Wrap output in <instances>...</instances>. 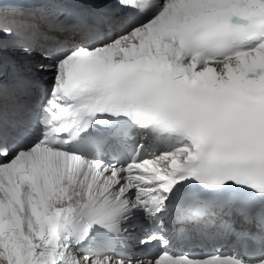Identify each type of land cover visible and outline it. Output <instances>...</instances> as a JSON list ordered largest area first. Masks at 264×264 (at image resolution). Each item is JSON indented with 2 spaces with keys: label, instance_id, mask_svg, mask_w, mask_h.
I'll return each mask as SVG.
<instances>
[{
  "label": "snow or ice",
  "instance_id": "6c2138e0",
  "mask_svg": "<svg viewBox=\"0 0 264 264\" xmlns=\"http://www.w3.org/2000/svg\"><path fill=\"white\" fill-rule=\"evenodd\" d=\"M0 264H264V0H0Z\"/></svg>",
  "mask_w": 264,
  "mask_h": 264
}]
</instances>
